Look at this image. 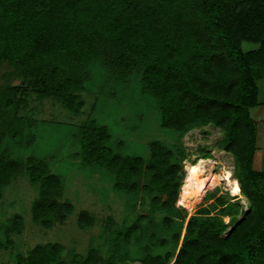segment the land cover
<instances>
[{
    "label": "trees",
    "instance_id": "16d2710c",
    "mask_svg": "<svg viewBox=\"0 0 264 264\" xmlns=\"http://www.w3.org/2000/svg\"><path fill=\"white\" fill-rule=\"evenodd\" d=\"M243 42L256 47L244 50ZM97 58L110 74L139 73L161 127L181 135L199 124L218 126L224 150L234 157L239 190L250 203L245 216L222 235L227 227L222 216L234 212L223 196H217L219 212L197 208L181 234L186 209L177 205L184 159L180 143L173 149L150 141L145 161L113 152L107 128L87 120L76 131L83 160L112 172L116 191L149 196L152 205L166 212L165 227L175 226L160 243L171 241L172 249L165 255L146 253L139 262L167 264L173 257L170 264H257L264 256V169L252 167L256 125L250 109L264 106L258 96L261 80L264 98V0H0V64L13 65L27 81L23 89H9L54 96L70 113L78 114L83 103L77 92L89 77L90 62ZM13 104L17 102L6 99L3 108ZM21 167L38 182L33 220L44 226L50 225L49 216L64 220L73 206L57 199L61 180L42 158L29 155L24 164L1 155L0 188ZM78 218L84 224L89 219L86 211ZM21 220L18 214L8 224L0 220V248L11 243L12 233L21 232ZM235 221L231 216L229 223ZM136 225L132 222L116 239L129 241ZM250 251L256 258L249 260ZM115 262L114 254L101 262L93 249L66 262L56 243L38 244L24 259V264Z\"/></svg>",
    "mask_w": 264,
    "mask_h": 264
},
{
    "label": "rangeland",
    "instance_id": "374dc122",
    "mask_svg": "<svg viewBox=\"0 0 264 264\" xmlns=\"http://www.w3.org/2000/svg\"><path fill=\"white\" fill-rule=\"evenodd\" d=\"M242 47L247 50L256 45L243 42ZM16 72L13 65L0 64V156L8 155L24 164L29 155L45 160L50 171L61 180L57 199L70 202L73 209L62 221L49 216V226L35 222L31 205L38 196V182L31 181L26 167H21L0 188V220L8 224L15 214L22 218L21 232L12 233L11 243L0 248V264H24L29 250L45 243L58 244L66 262L84 257L93 249L101 262L108 261L114 254L115 264H141L139 257L146 253L165 255L172 249L171 241L165 246L160 244L175 229L173 225L165 227L166 212L152 205L149 196L142 192L116 191L112 172L102 165L83 160L78 133L79 127L89 119L107 128L110 134L107 144L113 152L138 155L145 161L150 141L159 140L172 148L180 143L184 152L180 162L181 184L187 174V165L204 159L202 166L209 178L200 197L192 203L187 202L180 191L181 184L179 186L177 205L186 209L181 234L188 216L197 208L207 206L211 214L219 212L221 205L215 204L217 196H223L234 212L222 216L227 224L222 235H226L249 210L250 203L239 190L233 154L223 148L224 135L220 128L212 123L199 124L179 135L161 127L154 100L142 89L139 73L130 71L125 75L120 72L113 75L100 59L90 62L89 77L77 92V98L83 104L78 114H72L54 96H40L28 88L25 93L9 89V86L23 89L27 82ZM258 86L262 101L263 81L259 80ZM6 99L17 104L4 109ZM250 114L256 125L252 167L262 170L264 106L251 108ZM209 181L213 183L209 184ZM210 192L213 195H209ZM81 211L88 214L86 224L79 221ZM231 216H235L236 221L230 224ZM135 221L136 231L129 241L116 239L118 232ZM255 254L250 251L249 260ZM263 257H259L257 264H264ZM172 260L173 257L167 264Z\"/></svg>",
    "mask_w": 264,
    "mask_h": 264
},
{
    "label": "bare ground",
    "instance_id": "6f19581e",
    "mask_svg": "<svg viewBox=\"0 0 264 264\" xmlns=\"http://www.w3.org/2000/svg\"><path fill=\"white\" fill-rule=\"evenodd\" d=\"M203 161L204 159H198L196 162L187 165V174L180 186V191L187 202L192 203L200 197L208 181L209 176L204 172Z\"/></svg>",
    "mask_w": 264,
    "mask_h": 264
}]
</instances>
